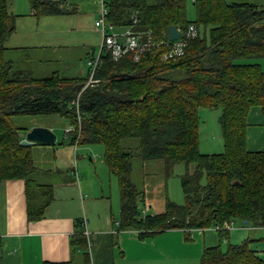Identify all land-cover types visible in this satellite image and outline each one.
Instances as JSON below:
<instances>
[{
    "label": "trees",
    "instance_id": "trees-1",
    "mask_svg": "<svg viewBox=\"0 0 264 264\" xmlns=\"http://www.w3.org/2000/svg\"><path fill=\"white\" fill-rule=\"evenodd\" d=\"M10 1L0 0V183L25 181L28 220L43 217L53 186L32 178L38 167L30 147L19 143L28 128L12 119L56 114L74 131L54 146L77 138V144L103 145V161L120 189L118 230H136L144 238L174 229L187 231L188 237L190 230L215 228L221 243L205 247L199 264H264L250 247L255 239L233 244L227 228L234 220L264 227V150H249L246 141L251 108L264 113V70L255 60L264 58V2L103 0L105 21L114 29L150 31L160 42L167 41L169 26L184 32L193 25L197 36L187 41L182 55L170 59L162 58L163 46L138 60L102 52L94 81L86 85L87 66L85 76L65 77L56 70L37 77L6 57L5 41L17 18ZM67 1L29 0L36 17L72 12ZM189 3L194 19L188 17ZM204 108L220 110V152L199 149V109ZM135 155L143 161L162 159L167 171L183 163L184 202L166 199L162 212L144 213L143 193L131 180ZM76 226L72 258L43 264H91L83 220Z\"/></svg>",
    "mask_w": 264,
    "mask_h": 264
},
{
    "label": "crops",
    "instance_id": "crops-1",
    "mask_svg": "<svg viewBox=\"0 0 264 264\" xmlns=\"http://www.w3.org/2000/svg\"><path fill=\"white\" fill-rule=\"evenodd\" d=\"M10 9L17 18L15 30L5 41L9 50H36L43 57L42 62L52 61L54 56L50 55L60 52L67 54L81 49L87 58L98 50L101 34L94 27V21L99 16V0H68L66 9L72 12L40 17L32 15L26 0H11ZM74 71L77 73L76 69ZM85 72L80 66L78 74ZM247 123L248 149L264 150V113L259 107L251 108ZM42 126L54 132L52 126ZM25 133H21V138ZM54 144L40 146L55 149ZM77 151L78 147H74L76 156ZM53 152L55 156V150ZM43 172L62 174L63 180H37L53 186V199L38 220L27 218L24 180L0 183V264H43L71 259L76 220L83 218L91 264H199L205 247L221 243L215 228L193 229L188 231V237L187 231L174 229L144 238H140L136 230H118V217L112 214L109 197L104 196L103 191L100 197L93 194L89 197L85 176L80 179L76 166L38 168L35 173ZM227 228L229 242L233 244L246 238L255 239L250 247L264 261V227L234 220Z\"/></svg>",
    "mask_w": 264,
    "mask_h": 264
},
{
    "label": "rangeland",
    "instance_id": "rangeland-1",
    "mask_svg": "<svg viewBox=\"0 0 264 264\" xmlns=\"http://www.w3.org/2000/svg\"><path fill=\"white\" fill-rule=\"evenodd\" d=\"M235 1L255 2L259 4L264 2V0ZM187 10L188 17L194 19V12L190 3L187 6ZM118 30L123 29L118 28ZM67 54L60 52L56 55H50L52 58L54 56V59L50 62H42L41 59L43 57L38 55L36 50H8L6 57L14 60L16 67L29 70L37 77L48 76L56 70L60 72L61 76L65 77L85 76L86 72L83 75L78 74L80 66L87 71L85 52L81 49H75V51ZM255 60L260 63L264 70V58ZM75 69L77 73H74ZM219 113V109H199V149L203 153L220 152L223 148L221 146L223 145L222 133L218 122ZM12 121L14 125L27 127L28 129L34 126L50 125L57 136L58 143L64 140L65 132L70 126L66 118L56 114L22 115L13 118ZM130 140L131 145H136L135 139ZM128 143L129 140H126L124 144L127 145ZM29 147L35 165L41 170L56 167L71 169L76 166L80 179H83L82 176H85V187L91 193L87 192L86 194L89 197L92 194L100 197L103 191L104 196L109 197L111 201L112 214L115 217L119 216L120 189L116 177L108 172L104 162L101 163V159H103L102 144H78L77 156L74 155V144H68V140L62 144L55 145V149L50 148V146L40 145ZM54 150L56 152L55 156L53 155ZM185 169L186 167L183 163H175L167 171L164 160L143 161L135 155L132 158L131 180L136 188L143 193L142 198L144 200L139 201V207L143 211H147V213L154 214L163 211L166 199L177 204H182L184 202V195L181 188L180 176L185 172ZM47 173H34L31 176L38 181L59 182L63 180L62 174ZM222 242L224 243L225 241L222 239Z\"/></svg>",
    "mask_w": 264,
    "mask_h": 264
},
{
    "label": "built area",
    "instance_id": "built-area-1",
    "mask_svg": "<svg viewBox=\"0 0 264 264\" xmlns=\"http://www.w3.org/2000/svg\"><path fill=\"white\" fill-rule=\"evenodd\" d=\"M99 3V16L94 21V27L101 34V39L97 52L86 60V66L89 68L86 85L94 81V72L102 63V52L109 53L114 59H118L123 55L132 54L134 59L138 60L146 52L152 49H159L163 46L162 58L170 59L182 55L187 41L197 36V30L193 25H190L184 32L178 28L180 34L176 40L172 41L167 39V41L163 40L160 42H155V40H153L150 31H134L131 27L124 28L123 30L114 29L105 21L107 9L105 8L103 0H99ZM78 96L72 101L73 103L77 104ZM71 131H74L72 125L67 128L66 133H70ZM77 142L78 138L73 143L75 149L78 145ZM85 222L86 220L83 218V223L85 224ZM84 234L88 235L86 229L84 230Z\"/></svg>",
    "mask_w": 264,
    "mask_h": 264
},
{
    "label": "water",
    "instance_id": "water-1",
    "mask_svg": "<svg viewBox=\"0 0 264 264\" xmlns=\"http://www.w3.org/2000/svg\"><path fill=\"white\" fill-rule=\"evenodd\" d=\"M180 31L176 26H169L167 35L169 40H176L179 37ZM56 141V134L48 127L34 126L28 129L24 138L20 140L22 146H32L36 143L54 144Z\"/></svg>",
    "mask_w": 264,
    "mask_h": 264
}]
</instances>
